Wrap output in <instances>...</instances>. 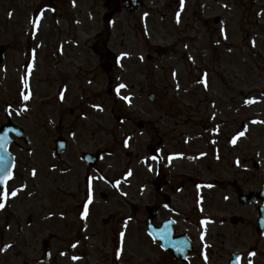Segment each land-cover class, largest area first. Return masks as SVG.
Returning a JSON list of instances; mask_svg holds the SVG:
<instances>
[{"label": "rangeland", "instance_id": "rangeland-1", "mask_svg": "<svg viewBox=\"0 0 264 264\" xmlns=\"http://www.w3.org/2000/svg\"><path fill=\"white\" fill-rule=\"evenodd\" d=\"M168 1L160 0L155 26L152 30L144 26V34L138 33L140 15L130 18L118 13L110 23H104V12H31L29 3L20 12H15L18 24L33 25L35 20L34 26L40 29L46 26L47 30L74 28L79 31L80 46L93 36V32H86L84 27L93 25L97 32L107 26L109 31L106 33L105 29L104 32L105 37L109 34L108 47L120 57L117 69L107 78L99 71L88 77L94 79L96 85L89 87L84 95L79 93V81L71 86L72 91L59 94L63 98L55 96L50 88L47 90L49 109H77L81 103L84 108L90 105V118L86 121L79 118L74 125H78L79 131L86 126L88 131L96 132L99 142L79 144L72 139L63 159H72L73 167L82 169L81 152L112 151L111 156H103L98 169L105 171L108 180L99 185L100 189L108 191L110 182L117 184L113 199L109 205L95 201L98 215L94 222L80 223L73 219L71 209H67L62 221L55 217L43 222L47 224L43 225V235L34 241L33 250L21 253L16 264H21L23 258L43 256V240L54 251L63 253V258L56 260L59 264H72L73 256L79 257L76 264H116L112 257L114 241L100 223L102 218L114 212L137 219L127 227L129 236L141 238L139 244L143 248L138 262L154 264L161 257L139 222H144V207L155 205L152 188L155 177L165 178L162 202L166 197L171 201L163 208L164 216L176 217L180 231L190 227V231L195 232V226L200 225L205 234L228 232V218L241 215L243 209L238 206L234 183L244 194L255 193L264 185V171L250 173V159L256 157L259 160L263 155L260 144L264 124L260 123L264 121V33L252 35L250 31H236L243 18L232 12V0H185L182 8L179 5L171 12L164 6ZM263 3L258 1L251 11L258 13ZM37 4L39 1H33L31 7ZM161 14L165 16L164 21L160 20ZM213 15L221 16L223 23L220 28L213 27L207 33L202 20ZM259 21L264 26V13ZM219 40L224 43L216 47L218 63L214 57L209 59L208 49L211 43ZM171 45L174 50L170 54L148 64L145 56L152 54L150 48H169ZM129 52L136 56L133 62L129 61ZM64 56L69 57V53ZM74 66L75 70L81 68L77 64ZM110 80H113L111 85ZM119 84L126 87L120 89L118 95L116 88ZM109 86L112 88L111 99L106 93ZM148 93L155 94L154 101L147 100ZM53 97L56 101H51ZM214 97L218 98L217 104L208 105ZM246 100L253 102L246 104ZM118 115L135 116V124L118 123ZM56 122L54 118L53 123ZM137 122H142L143 126L137 128ZM259 131L257 140L255 134ZM128 132L132 134L122 145ZM239 132H244V136H238ZM229 137L232 141L227 140ZM161 141L158 148L160 159L154 161L148 154V146ZM52 148V143L44 147L37 143L32 149L35 156L15 153L16 173L28 178L30 170L38 167L43 177L41 184L48 185L46 189H30L28 186L35 210L36 207L42 208L44 210L38 211L42 213L55 212L59 206L57 178L50 175V171L62 162L55 160ZM127 152L131 153L130 157L126 156ZM177 156L180 160H175ZM129 203H134L139 211L133 213ZM223 218L225 223L220 225ZM73 244L76 246L72 247Z\"/></svg>", "mask_w": 264, "mask_h": 264}, {"label": "flooded vegetation", "instance_id": "flooded-vegetation-1", "mask_svg": "<svg viewBox=\"0 0 264 264\" xmlns=\"http://www.w3.org/2000/svg\"><path fill=\"white\" fill-rule=\"evenodd\" d=\"M33 1H39L40 4L31 7ZM258 1L264 0H232V12L235 15H242L243 18L241 25L236 26L237 32L250 31L253 33L252 35L264 33V26L259 24V17L264 13V3L259 8L258 13L251 11L258 5ZM28 3L31 12H47L48 10L57 12H118L130 18L140 15L142 20L141 24L137 23L138 33L143 34L144 26L151 30L152 26H155V15L160 10V0H0V136L7 134V150L14 157V160L16 152L32 157L35 156L32 153L34 145L37 143L43 147L49 143L54 145L58 138L63 139L66 150H68L69 142L72 139L79 144L99 142L96 139V132L88 131L86 126H83L82 130L79 131L78 125H74L79 118L85 121L90 118L92 113L90 105L88 104L84 108V104L81 103L77 109H49L47 90L50 88L55 96H60L59 94L67 93L68 90L72 91L71 86L79 81V93L84 95L89 87L96 85L94 79L88 78L90 75L95 76L99 71L101 76L107 78L117 69V62L112 65L106 63V56L111 54H108L110 51L108 47L110 45L109 34L105 37L104 30L106 29L107 33L109 27L103 26L97 32L93 25L84 27L86 32L92 31L93 36L83 41L80 46L78 43L80 41L77 39L79 31L72 27L66 30L55 28L47 30V26L40 29L41 27L38 26L16 23L15 12L23 10ZM179 5L180 0H169L168 3L164 4L169 12ZM127 12L136 13L129 14ZM195 16L198 14L195 13ZM89 17L91 18V15ZM160 19L164 21L165 16L161 14ZM215 20L219 21L220 24L216 25ZM202 23L208 33L213 27L214 29L220 28L223 19L219 15H213L203 19ZM53 27L56 26L51 28ZM171 27L175 29L174 25ZM62 37L64 40H61ZM220 43L223 46L224 42L219 40L217 43H211L208 49L209 59L214 57L215 62L218 63V48L216 47ZM172 46L174 45L167 49L169 54L174 50ZM158 48H150L153 56L150 54V57L147 58L148 64L158 61ZM227 52L229 53V51ZM64 53H69V57H65ZM128 58L129 61L133 62L136 56L133 57L132 53L129 52ZM74 64L80 65L82 70L81 68L75 70ZM106 67L110 68L109 72L105 71ZM111 83L112 80H110L109 85ZM111 90L112 88L109 86L106 91L109 99L112 98ZM25 95L29 97L27 100L23 98ZM54 97L51 101H56ZM217 101L218 98L214 97L208 101V105L213 106L217 104ZM99 109L101 110L102 107ZM110 111L112 112V109ZM121 113L126 115L123 111ZM54 118L57 119L56 123H53ZM117 121L126 125L128 123L134 125L135 116L118 115ZM260 124L263 126L264 123ZM33 133L36 136L33 137ZM260 133L261 131L255 134L257 140L260 138ZM131 134L125 133L126 138L121 142L123 145L126 140H129ZM227 140L232 141V137L227 138ZM261 143L259 142L263 151L261 158L259 160L256 157L250 159V173L252 175L259 170L264 171V168H261L264 166V135ZM161 145L162 141L156 144L158 147ZM35 149L36 147H34ZM66 150L60 156L53 152L55 160L62 162L50 171V175L57 178L58 186L55 190L58 193L59 206L57 205L55 212H38L44 209L36 207L35 210V206L32 204L33 194H30L28 186L30 189L32 187L46 189L48 186L41 184L43 177L37 169L38 167L34 168L35 175L30 170L31 174L28 178L16 173L13 168L11 171L12 178L7 180L4 187L0 185V193L5 191L10 193L13 189L17 190V195L15 197L9 196L5 200L6 206L0 209V247L5 244L11 245V247L0 252V264H16L22 255L21 253L26 254V251L33 250L34 241L43 235V222L48 219L56 217L62 221L67 215V209H71L74 215L73 219L80 223L82 221L94 222L98 215L96 209L98 203L95 201L109 205L113 199L112 193L117 188L116 183L110 182L108 191L99 188V185L108 181L105 171L98 169L100 163L92 168L79 159L82 169L74 168L72 159H67V161L63 159ZM83 152H81L80 157ZM156 154L160 159V153L156 151ZM0 155L2 154L0 153ZM108 155L111 156L112 151H109ZM32 179L37 184H33ZM232 186L236 190V195L242 193L235 183ZM263 187L264 185L260 186V190L253 193L256 201L251 203L237 201L238 206L243 211L241 215H232L228 218L230 226L226 233L205 234L201 232L200 225L195 226V232L190 231V227L185 231H180L177 222H175L174 240L171 241V245L174 250L177 248L180 255L177 257L162 250L159 242L152 240L155 250L161 257L154 264H248L249 260L252 261V264H264ZM163 188H166L164 177L161 178V190L155 191L156 229H160L162 223L170 217L164 216L163 208L169 206L171 201L166 197L165 202H162ZM89 189L92 192L91 203L88 202ZM250 194L252 193L248 192L245 195ZM86 205L87 213L85 214ZM128 205L133 213L139 211L134 203ZM62 208L65 210H61ZM260 215L263 217V225L259 224ZM174 218L177 220L176 217ZM224 219L220 225L225 223ZM132 221H137V219L121 216L116 212L110 213L106 218L100 220L101 225L106 228L114 241L112 257L116 264H140L138 258L143 245L139 244L141 238L134 239L131 235L129 236L127 224ZM185 222L191 226L188 218H185ZM139 224L143 227V223L139 222ZM36 229H40V231L37 232ZM121 233H124L123 237H121ZM90 234L93 235L92 232ZM42 250L43 256L37 259L23 258L22 261L20 260L21 264H59L56 260L63 258L62 253L51 249L50 245L45 244V240L42 241ZM117 252L120 253L119 256H117ZM50 257H54V259H48ZM77 260L70 261L72 264H76Z\"/></svg>", "mask_w": 264, "mask_h": 264}, {"label": "water", "instance_id": "water-1", "mask_svg": "<svg viewBox=\"0 0 264 264\" xmlns=\"http://www.w3.org/2000/svg\"><path fill=\"white\" fill-rule=\"evenodd\" d=\"M114 12H111L110 14L106 15L105 18L109 19L110 16L113 14ZM154 96L153 95H149L148 99L149 100H153ZM65 149V143L62 140H57L55 141V151L57 154H60L64 151ZM150 154L155 157V152L152 150V148H150ZM0 153L2 154V156L4 157L5 160V165L4 168L2 170H0V175H5L7 172H11V169L13 167V160L12 157L8 154L7 152V144L4 145V148L2 151H0ZM82 159L90 165L95 164L98 160H99V156L98 155H90V154H84L82 156ZM154 188L158 187V182H154ZM240 201H245V200H252L251 197H246L243 195H240L239 197ZM145 211L147 213V217L145 219V226L147 229V233L149 234V236L151 238H156L158 239L156 236H159V240L162 242H166L167 244H169V242L171 241V225L172 222L171 221H167L165 222L163 228L161 229V231L157 232L153 226V218L155 217V208L153 207H146ZM165 249L169 250L171 249L170 246L165 245L164 247Z\"/></svg>", "mask_w": 264, "mask_h": 264}, {"label": "snow or ice", "instance_id": "snow-or-ice-1", "mask_svg": "<svg viewBox=\"0 0 264 264\" xmlns=\"http://www.w3.org/2000/svg\"><path fill=\"white\" fill-rule=\"evenodd\" d=\"M180 5H181V8H182L183 5H184V0H180ZM9 15H11V13H9ZM177 16H179V13H177ZM32 23H33V25H35L36 24V21L33 20ZM221 31L223 32V29H221ZM253 46H255L254 45V42H253ZM190 59H191V57H190ZM201 82L203 83V81H201ZM206 86L207 85L205 84V87ZM25 87H27V85H25ZM125 87H126V85L119 84L117 86V88H116L117 94L119 95L120 89L125 88ZM23 98L25 100H27L29 97L27 95H25ZM61 98H63V97L61 96ZM123 99L127 100L128 97H123ZM252 102L253 101H251V100H246L245 101L246 104L247 103H252ZM253 123H256V121H253ZM261 123H264V122H261ZM244 134H245L244 132H239L238 133V136L242 137V136H244ZM235 141H236V138L234 137L233 138V143H235ZM6 143H7V134L5 133L3 136H0V151L3 150L4 145ZM4 165H5L4 157L2 155H0V170H2L4 168ZM33 175H35V171H33ZM11 178H12V173L11 172H7L5 175H0V185H3L6 180H9ZM100 179H103V177H100ZM117 183H119V182H117ZM16 195H17V190H15V189H13L10 193H8L7 191L0 193V209H3L6 206L5 200L9 196L15 197ZM91 201H92V192H91V189H89V192H88V202L91 203ZM86 213H87V205L85 206V214ZM120 235H121V237H123L124 233H121ZM201 238H203V237H201ZM75 246H76L75 244L72 245V247H75ZM8 247H11V245L5 244L3 247H0V252H3ZM62 255H63V253H62ZM119 255H120V253L117 252V256H119ZM252 255H254V253H252ZM71 259L76 260V259H79V257L73 256V257H71ZM248 264H252V261L249 260L248 261Z\"/></svg>", "mask_w": 264, "mask_h": 264}]
</instances>
